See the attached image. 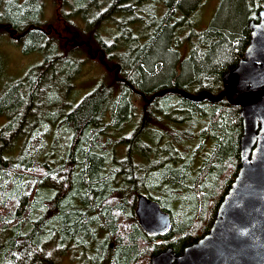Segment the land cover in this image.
<instances>
[{
    "label": "trees",
    "instance_id": "16d2710c",
    "mask_svg": "<svg viewBox=\"0 0 264 264\" xmlns=\"http://www.w3.org/2000/svg\"><path fill=\"white\" fill-rule=\"evenodd\" d=\"M205 1L0 0V38L42 58L0 72V264H151L209 232L240 167L241 111L189 97L223 91L264 0H219L189 33ZM87 63L106 76L76 103ZM139 195L166 233H143Z\"/></svg>",
    "mask_w": 264,
    "mask_h": 264
},
{
    "label": "water",
    "instance_id": "95a60500",
    "mask_svg": "<svg viewBox=\"0 0 264 264\" xmlns=\"http://www.w3.org/2000/svg\"><path fill=\"white\" fill-rule=\"evenodd\" d=\"M249 30L244 58L223 76V91L189 97L211 102L226 97L240 107L243 132L237 175L209 232L180 255L172 248L154 255L151 264H264V11ZM135 215L145 235H162L170 228L169 215L143 195L137 197Z\"/></svg>",
    "mask_w": 264,
    "mask_h": 264
},
{
    "label": "rangeland",
    "instance_id": "374dc122",
    "mask_svg": "<svg viewBox=\"0 0 264 264\" xmlns=\"http://www.w3.org/2000/svg\"><path fill=\"white\" fill-rule=\"evenodd\" d=\"M219 0H206L202 8L197 13V19H192L189 26V33L191 31L199 33L204 30L211 21ZM55 8L48 2L45 4L43 19L46 24H51L55 18ZM52 25V24H51ZM78 44V42H74ZM189 50L187 42H184L180 47L181 58H185ZM42 58L37 54L24 55L21 50L11 43L9 37L4 36L0 38V72L2 78H22L27 71L38 65ZM98 62V59H97ZM107 69L100 66L98 63H87L83 69L82 74L75 82V91L79 99L75 101L78 103L86 94L90 93L106 76ZM4 120L0 118V127L4 124ZM55 264H70L67 258L61 259Z\"/></svg>",
    "mask_w": 264,
    "mask_h": 264
}]
</instances>
